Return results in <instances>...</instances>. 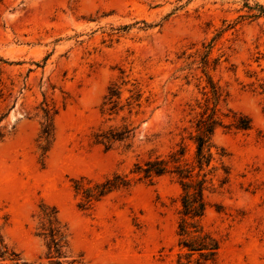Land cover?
Here are the masks:
<instances>
[{
  "label": "rangeland",
  "instance_id": "obj_1",
  "mask_svg": "<svg viewBox=\"0 0 264 264\" xmlns=\"http://www.w3.org/2000/svg\"><path fill=\"white\" fill-rule=\"evenodd\" d=\"M213 111L198 170L189 137ZM0 131V264H179V179L136 166L180 146L206 178L204 264H264V0H0ZM114 176L128 184L85 198Z\"/></svg>",
  "mask_w": 264,
  "mask_h": 264
},
{
  "label": "trees",
  "instance_id": "obj_2",
  "mask_svg": "<svg viewBox=\"0 0 264 264\" xmlns=\"http://www.w3.org/2000/svg\"><path fill=\"white\" fill-rule=\"evenodd\" d=\"M212 93L216 95L217 89L213 84H210ZM108 103H110L109 110L114 109L119 98L118 90L114 87L108 90ZM47 113V111H46ZM214 111L207 116V118H200L196 122V135L189 137L192 139L195 149L193 152V160L196 162L198 170H201L203 166H208L213 158L211 152V136L216 125L219 122L213 117ZM233 124V123H232ZM234 127L241 130L250 128V121L245 116L239 115L238 120L234 122ZM51 126L50 123H46L42 128V136L47 141L50 137ZM101 142L109 144L116 140H122L126 136L120 133H102ZM3 134L0 131V140ZM185 146H180L176 150H172L165 157L156 156L153 159L146 160L143 165H137L136 171L142 174L143 178L160 176L165 173H174L181 184V208L179 211V220L177 224V245L180 248L178 253V263L188 264H204L207 262H214L219 247L218 240L212 236L208 231L202 229L199 225V219L204 215L207 208V202L204 198V190L206 189V178L205 174L200 179H194L192 175L193 168L188 165L187 159L185 158ZM219 158L224 156V152L220 150L218 152ZM173 163V169H170L169 164ZM225 173L227 171L225 170ZM198 174H196L197 176ZM128 179L119 178L114 176L113 178H107L101 183H96L91 188H84L82 191L85 194V198L89 200L92 196L100 198L111 190L120 186H126ZM79 189V188H78ZM95 190V192H92ZM47 232H44L45 236L48 237V248L54 252V257H61V239L62 232L58 226L56 219L49 218ZM0 257L4 259L7 253V247L1 245ZM16 256V255H15ZM49 258L51 256H48ZM184 258L185 262H180V259ZM19 258H11L12 264H34L25 261H19ZM54 264H62L58 259L53 261ZM74 261H70L69 264H73Z\"/></svg>",
  "mask_w": 264,
  "mask_h": 264
}]
</instances>
